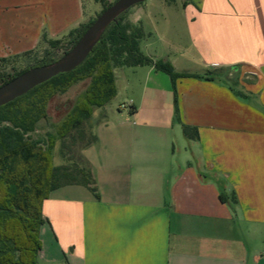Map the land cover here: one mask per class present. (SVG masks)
Segmentation results:
<instances>
[{
  "label": "crops",
  "instance_id": "0c3cea01",
  "mask_svg": "<svg viewBox=\"0 0 264 264\" xmlns=\"http://www.w3.org/2000/svg\"><path fill=\"white\" fill-rule=\"evenodd\" d=\"M67 4L49 15L42 0H0V61L84 23L81 0ZM181 5L190 40L181 53L203 72L165 60L201 77L177 80L176 114L167 74L120 72L129 115L98 121L84 151L99 197L77 185L50 193L38 264H264V0Z\"/></svg>",
  "mask_w": 264,
  "mask_h": 264
},
{
  "label": "trees",
  "instance_id": "16d2710c",
  "mask_svg": "<svg viewBox=\"0 0 264 264\" xmlns=\"http://www.w3.org/2000/svg\"><path fill=\"white\" fill-rule=\"evenodd\" d=\"M99 1L103 4L100 14L113 4L108 0ZM171 1L175 3L177 0ZM127 12L107 28L92 53L77 69L60 74L0 107V264H38V254L42 247L40 228L45 222L42 206L51 192L77 185L99 197L90 164L81 156L75 160L67 141L75 140L77 136L85 138V125L90 127L93 108L104 107L116 97V67L151 66L167 74L174 88L176 114L179 112L177 80L201 77L179 73L169 60H155L145 55L140 46L145 32L141 26L133 28L124 22ZM95 20L91 19L71 30L66 36V43L62 38L53 40L44 35L43 40L48 44V49L41 57L35 50L24 53L30 58L35 54L33 59L36 62L21 70L7 73L4 68L5 63L19 56L2 59L0 86L32 67L58 60V51H63V55L67 53ZM86 78L91 79L86 98L74 105L58 129L61 153L67 161L72 160L73 163L56 166L52 158L55 139L50 136L44 145L40 140H33L30 135L47 118L52 98L66 91L75 81ZM183 131L188 139L198 137L197 128L184 125ZM96 141L97 137L90 128L89 139L83 149L86 150Z\"/></svg>",
  "mask_w": 264,
  "mask_h": 264
},
{
  "label": "rangeland",
  "instance_id": "374dc122",
  "mask_svg": "<svg viewBox=\"0 0 264 264\" xmlns=\"http://www.w3.org/2000/svg\"><path fill=\"white\" fill-rule=\"evenodd\" d=\"M114 3L116 0H108ZM44 7L48 10L49 15H59L60 12L64 13L68 8L67 0H42ZM85 12V21L87 23L91 19L97 18L102 11L103 4L99 0H81ZM135 13L142 19V25L146 33V37L142 43V52L152 57L155 60H165L170 57L175 61L179 70H194L202 71L201 68L192 60V57L182 56L183 49L190 48V40L187 34V26L184 17V11L181 5V0L172 3L171 0H147L141 4L132 7L124 16V22L130 24L131 27H139L136 23ZM82 23V24H84ZM81 25V24H80ZM67 34L62 37L66 43ZM48 44L44 42L38 46L35 51L39 56L48 49ZM35 55V54H34ZM33 57L20 55L11 61L4 64L7 73H13L14 70H21L34 62L36 59ZM63 51H58L57 57H61ZM152 55V56H151ZM170 61V60H169ZM171 62V61H170ZM127 67L117 69V85L118 94L104 107H94L93 116L90 120V127L85 125L84 134L85 138L80 139L77 136L75 140L67 141V145L71 150L75 160L84 157L83 146L89 139V131L93 132L99 125L98 121H102L106 116V123L110 126H117L120 122V114L129 115V110L121 109L123 103L130 101L126 88V76L120 72H126ZM128 77V76H127ZM226 77L229 81L234 82L238 79L237 73L234 71L228 72ZM129 79V78H128ZM127 79V80H128ZM91 79H79L75 81L66 91L56 94L48 105V114L45 120H42L36 130L31 133V138L35 141H41L44 145L50 136L55 139L52 149L53 164L61 166L65 164H72L73 161H67L61 153V142L58 135V129L62 122L66 119L67 115L71 112L74 105L85 99L87 96V89L90 85ZM100 121V122H101Z\"/></svg>",
  "mask_w": 264,
  "mask_h": 264
},
{
  "label": "water",
  "instance_id": "95a60500",
  "mask_svg": "<svg viewBox=\"0 0 264 264\" xmlns=\"http://www.w3.org/2000/svg\"><path fill=\"white\" fill-rule=\"evenodd\" d=\"M145 1L147 0H116L96 18L77 43L58 60L32 67L0 86V107L24 96L60 74L70 73L77 69L92 53L107 28L123 13Z\"/></svg>",
  "mask_w": 264,
  "mask_h": 264
},
{
  "label": "built area",
  "instance_id": "2783aa9c",
  "mask_svg": "<svg viewBox=\"0 0 264 264\" xmlns=\"http://www.w3.org/2000/svg\"><path fill=\"white\" fill-rule=\"evenodd\" d=\"M132 106H133V101H129L127 103H123L121 105V109H124V110L128 109V110H130L132 108Z\"/></svg>",
  "mask_w": 264,
  "mask_h": 264
}]
</instances>
